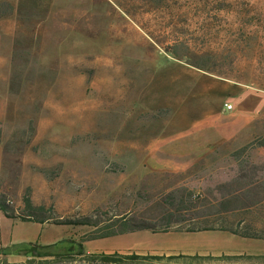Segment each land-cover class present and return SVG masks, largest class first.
I'll return each mask as SVG.
<instances>
[{
  "label": "rangeland",
  "instance_id": "1",
  "mask_svg": "<svg viewBox=\"0 0 264 264\" xmlns=\"http://www.w3.org/2000/svg\"><path fill=\"white\" fill-rule=\"evenodd\" d=\"M0 14L9 53L0 70L7 116L0 193L11 213L24 211L29 198L45 208L39 216L110 222L151 213L138 192L175 182L200 193L227 182L241 169L232 154L247 144L241 160L264 167V0H1ZM218 81L261 94L250 134L191 155L185 169L155 165L149 142L182 104L181 131L206 114L230 118L224 101H237ZM252 218L264 224V206ZM92 229L80 225L72 234L85 239ZM147 232L131 244L150 245L146 254H264V240L226 232ZM46 262L22 264H86L80 257Z\"/></svg>",
  "mask_w": 264,
  "mask_h": 264
},
{
  "label": "trees",
  "instance_id": "2",
  "mask_svg": "<svg viewBox=\"0 0 264 264\" xmlns=\"http://www.w3.org/2000/svg\"><path fill=\"white\" fill-rule=\"evenodd\" d=\"M9 9L11 8L5 11V15L10 13ZM250 145L252 144H247L232 154L241 163L240 171L227 182L209 186L204 192L196 193L188 185L175 182L170 186H164L156 194L148 192L146 195L138 192V198L145 199L152 209L148 214L124 213L114 216L110 222L94 220L92 216H85L81 220H54L50 216H39L44 214L45 208L34 206L31 200L26 198L24 211L15 215L11 213L10 200L2 193H0V213L21 220L92 227L90 234L84 240L102 239L138 231L152 233L221 231L243 238L264 240V224L252 218L255 209L264 206V176L256 175L258 171H263L264 167L258 168L249 164L247 159L241 160L247 154ZM260 145H264V142ZM14 247L15 250L11 247H0V264H17L7 260L6 256L9 254L30 256L29 251L20 248L22 246ZM78 247L76 256L86 264H213L217 261L264 264V254L216 256L198 253L177 255L118 251L96 253L86 252L83 244ZM73 258L76 259L75 255L68 257V259ZM32 261L34 260H28V262Z\"/></svg>",
  "mask_w": 264,
  "mask_h": 264
},
{
  "label": "crops",
  "instance_id": "3",
  "mask_svg": "<svg viewBox=\"0 0 264 264\" xmlns=\"http://www.w3.org/2000/svg\"><path fill=\"white\" fill-rule=\"evenodd\" d=\"M6 1L14 4L17 0ZM3 24L4 20L1 19L0 33ZM4 50L5 48L0 43V70H4L8 62L9 53L6 54ZM216 83L218 86L222 85L229 93L235 95L234 101H237L236 107L232 105V101L229 98L224 101L222 107V111L224 112L228 109L226 104L232 105V108L228 109L232 111L229 114L230 118L224 121L221 114H206L202 119H196L191 123L193 129L181 131L179 130L180 123L187 120H185L186 117L182 113L185 104H182L178 114L175 115L172 121L157 137L149 142L147 148L149 149V157L155 165L174 170L185 169V167L187 168L192 163L190 161L191 155L198 156L204 154L213 146L226 141H237L242 136L250 134L252 124L260 117L263 111L261 94L253 89H233V87L226 86L220 81ZM4 94V92L0 94V121L7 118L6 103L3 101L4 99H1V96ZM2 159L0 152V180L4 177ZM77 228L78 226L74 225L56 224L53 222L42 223L10 218L0 213V247H11L15 250L16 247L14 246L20 245L22 246L20 247L22 250L29 251L30 256L12 254L6 256L9 262L17 264L25 263L28 260L50 261L63 257H74V255L77 257L76 248L78 249L80 244H83L86 252L113 253L116 251L121 252V249L127 250L123 253L136 252L146 254V252H152L150 245L146 246L143 242L139 247H136L134 244L131 245L134 243L133 237L136 235H148L150 237L149 235L151 234H148L149 232L147 231L86 241L83 240L84 238L81 239L79 235L72 234V232H77ZM121 239H125L123 242L126 245L121 246L119 243V240L122 241ZM98 247H101V249ZM158 251L165 253L167 249H158Z\"/></svg>",
  "mask_w": 264,
  "mask_h": 264
},
{
  "label": "built area",
  "instance_id": "4",
  "mask_svg": "<svg viewBox=\"0 0 264 264\" xmlns=\"http://www.w3.org/2000/svg\"><path fill=\"white\" fill-rule=\"evenodd\" d=\"M226 107H227L228 109H230V108H231V105L226 104ZM263 149H264V148H263Z\"/></svg>",
  "mask_w": 264,
  "mask_h": 264
}]
</instances>
